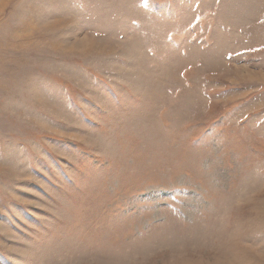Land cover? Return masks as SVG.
I'll return each mask as SVG.
<instances>
[{"label":"rangeland","instance_id":"obj_1","mask_svg":"<svg viewBox=\"0 0 264 264\" xmlns=\"http://www.w3.org/2000/svg\"><path fill=\"white\" fill-rule=\"evenodd\" d=\"M0 264H264V0H0Z\"/></svg>","mask_w":264,"mask_h":264}]
</instances>
